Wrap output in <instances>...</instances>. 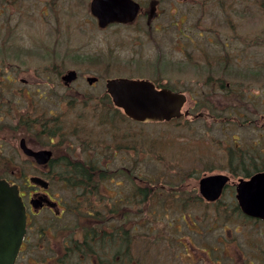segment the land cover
I'll use <instances>...</instances> for the list:
<instances>
[{
    "label": "flooded vegetation",
    "instance_id": "flooded-vegetation-1",
    "mask_svg": "<svg viewBox=\"0 0 264 264\" xmlns=\"http://www.w3.org/2000/svg\"><path fill=\"white\" fill-rule=\"evenodd\" d=\"M135 1L139 9L132 22L111 24H144L152 33L175 29L172 36H148V58L136 64L150 70L138 78L186 95L188 114L179 120L200 121L205 147L197 150L192 167L200 168V175L193 172L190 180L186 166L175 165L161 184L165 190L160 194L167 198L158 201L164 205L143 200L140 126L104 116L113 105L106 90L109 77L100 92L78 89L75 65L85 58L66 54L52 62L59 83L50 88L60 92L49 105L29 101L17 113L15 154L0 163V177L17 184L26 214L13 264H264V215L256 209L244 212L238 204L264 200L243 195L264 187V56L246 54L243 43L238 49L232 20L228 36L200 37V0ZM222 3V10L233 9ZM191 15L196 16V38L184 32ZM205 39L219 42L222 52H205ZM70 70L75 78L67 83L62 75ZM98 79L85 76L91 88H98ZM193 108L198 110L192 116ZM21 140L32 151H49L48 158L26 153ZM78 169L88 174L83 183L71 177ZM207 175L216 181L199 191L198 181Z\"/></svg>",
    "mask_w": 264,
    "mask_h": 264
},
{
    "label": "rangeland",
    "instance_id": "rangeland-1",
    "mask_svg": "<svg viewBox=\"0 0 264 264\" xmlns=\"http://www.w3.org/2000/svg\"><path fill=\"white\" fill-rule=\"evenodd\" d=\"M88 1L0 0V163L7 160L3 156L15 154L11 143L17 113L30 105L29 101L49 105V101L55 100V91L60 92L56 87L50 88V85L59 83L54 75L56 66H52V62L67 58L66 54H79L77 56L85 59L76 61L75 68L80 77L73 85L78 89L100 92L107 77H146L150 69L136 63L148 58L151 47L148 36L168 37L175 30L152 33L144 24H114L100 30L88 12ZM221 1H224V5H232L233 9L222 7L223 11ZM257 1L200 0V37L228 36V21L232 20L236 26L234 35L238 37V49L243 43L248 47L246 54L255 52L260 59L264 56V11ZM195 17L189 16L191 23L184 29L194 38L198 37L194 28ZM202 46L205 52H222L219 42L205 39ZM188 49L196 52L192 45ZM171 70L174 71V68L171 67ZM6 75L14 78V81H8ZM86 75L99 78L95 84L98 88L88 87ZM193 79L197 80V77ZM191 96L196 99L198 94L191 92ZM8 101L13 102L12 108L8 107ZM186 107L187 103L183 109ZM179 122L176 126L167 121L140 124L136 139L141 149L140 185L147 189L146 193H141L143 200H163V195L155 194L153 189L156 190V187L152 190L148 187L158 178L162 183L167 182L172 175L171 167L180 163L185 165L190 180L195 176L193 172H197V169H192L197 165L194 162L197 148L191 145L199 139L203 142L200 121ZM153 167L156 168L151 169ZM165 169L171 172L164 176ZM197 174L200 175V168ZM160 184L156 182L157 191L163 189ZM187 193L192 196L191 189ZM172 213L178 214L177 210Z\"/></svg>",
    "mask_w": 264,
    "mask_h": 264
},
{
    "label": "water",
    "instance_id": "water-1",
    "mask_svg": "<svg viewBox=\"0 0 264 264\" xmlns=\"http://www.w3.org/2000/svg\"><path fill=\"white\" fill-rule=\"evenodd\" d=\"M88 8L96 17L98 26L104 27L111 22L132 21L138 12L139 4L134 0H90ZM74 77L73 70L62 76L67 82ZM93 80L94 78H88L90 83ZM106 88L114 104L121 107L128 117L137 121L179 117L186 100L183 93L165 87L158 88L146 79L110 78L106 81ZM186 113L187 110H183V114ZM20 146L26 153L41 161L49 156V151H32L26 148L23 140L20 141ZM31 180L38 182L40 178L31 177ZM209 181H216V177L207 176L199 180V189L206 187ZM245 193L264 197V187L249 189L244 192V196ZM239 204L246 212L257 208L264 213V200H239ZM24 231L25 212L17 186L0 179V264H13Z\"/></svg>",
    "mask_w": 264,
    "mask_h": 264
},
{
    "label": "trees",
    "instance_id": "trees-1",
    "mask_svg": "<svg viewBox=\"0 0 264 264\" xmlns=\"http://www.w3.org/2000/svg\"><path fill=\"white\" fill-rule=\"evenodd\" d=\"M256 3L258 4V6L261 7L262 11H264V0H258ZM104 116L109 117V119L119 118L120 121L125 120L124 125L130 124V122L126 119V117L123 115V113H121L118 109H116L110 105L107 108V110L105 111ZM111 122L112 121H110V123ZM71 177L77 178V180H81V183H83L82 181H84L88 177V174L86 172H83V171L78 169V170H75L74 172L71 173ZM146 190H147L146 188H142V192L146 193ZM164 197L165 196L163 195L162 196L163 200H164ZM163 205H164V202H160V204L158 205V208H161Z\"/></svg>",
    "mask_w": 264,
    "mask_h": 264
},
{
    "label": "bare ground",
    "instance_id": "bare-ground-1",
    "mask_svg": "<svg viewBox=\"0 0 264 264\" xmlns=\"http://www.w3.org/2000/svg\"><path fill=\"white\" fill-rule=\"evenodd\" d=\"M192 147H196L197 148V150H202V149H204V145H203V143L202 142H196V143H194L193 145H191ZM197 151H194V156L197 154L196 153Z\"/></svg>",
    "mask_w": 264,
    "mask_h": 264
}]
</instances>
